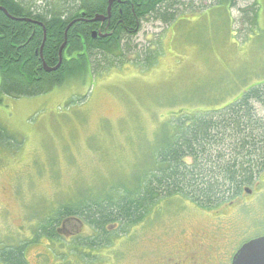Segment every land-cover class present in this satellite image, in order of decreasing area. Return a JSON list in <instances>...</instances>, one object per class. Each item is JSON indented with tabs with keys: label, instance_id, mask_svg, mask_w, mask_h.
Here are the masks:
<instances>
[{
	"label": "rangeland",
	"instance_id": "1",
	"mask_svg": "<svg viewBox=\"0 0 264 264\" xmlns=\"http://www.w3.org/2000/svg\"><path fill=\"white\" fill-rule=\"evenodd\" d=\"M195 2L170 25L142 24L135 43L155 53L150 68L129 55L95 79L72 78L30 98L0 95V253L24 246L26 264H162L185 246L195 264H231L246 241L262 236L264 173L231 208L204 210L174 197L138 225H108L106 238L77 217L64 219L52 237L42 229L80 198L135 188L165 128L264 82V0H239L229 10L218 0Z\"/></svg>",
	"mask_w": 264,
	"mask_h": 264
},
{
	"label": "trees",
	"instance_id": "2",
	"mask_svg": "<svg viewBox=\"0 0 264 264\" xmlns=\"http://www.w3.org/2000/svg\"><path fill=\"white\" fill-rule=\"evenodd\" d=\"M184 1L122 0L112 8L113 26L119 22L113 35L94 38L90 19L106 17L109 0H0V95L30 98L72 78L90 74L95 79L99 70L123 65L129 55L150 68L155 53L135 43L142 24L152 19L170 25L179 8L196 3ZM218 1L217 7L229 10L239 0ZM165 133L152 167L134 182L135 188L131 183L125 191L80 198L61 207L42 229L52 237L64 219L77 217L106 238L108 225H138L160 200L182 197L204 210L231 203L264 173V82L220 109L185 115ZM24 250L17 247L0 258L6 264H26Z\"/></svg>",
	"mask_w": 264,
	"mask_h": 264
},
{
	"label": "flooded vegetation",
	"instance_id": "3",
	"mask_svg": "<svg viewBox=\"0 0 264 264\" xmlns=\"http://www.w3.org/2000/svg\"><path fill=\"white\" fill-rule=\"evenodd\" d=\"M116 3H118L117 5L119 6L120 4H122V3H124V2H122V0H120V1H115V2H113L110 6H112L111 7V9L109 8V12H108V15H109V17H108V20L106 19V20H103V21H93V22H90L94 27L92 28V30H93V34H99L100 32L101 33H107V34H109L110 36L111 35H113L112 33H113V28L115 29V27H116V24L118 25L119 24V22L118 23H116L115 21V25L113 26V16H112V8H113V5H115ZM1 10V9H0ZM107 15V16H108ZM98 16H101V15H96L94 18H96V17H98ZM91 20V19H90ZM89 20V21H90ZM87 23H89V22H87ZM89 23V24H90ZM120 24L122 25V23L120 22ZM113 26V27H112ZM96 31V33H94ZM97 32H99V33H97ZM100 35L101 34H99V37H100ZM40 57H41V59H42V62H43V67L46 65L47 66V64L44 62L45 60H44V54H43V51H41L40 52ZM48 67V66H47ZM44 69H45V67H44ZM45 71L47 72V73H49L46 69H45ZM0 76H1V73H0ZM1 81H2V77H1ZM56 88V87H55ZM236 200V199H235ZM235 200L234 201H232L231 203H229V204H227V205H230V206H227V208H231L233 205H234V202H235ZM228 210V209H227ZM227 212V211H226ZM222 233H221V230H219V229H217V231H216V233H215V239L217 240L218 239V237H219V235H221ZM260 237H264V233L262 234V236L260 235L259 237H256V236H254L252 239H250L249 241H246V243H244L243 245H245V244H247V243H249V242H251L252 240H255V239H257V238H260ZM242 245V246H243ZM241 246V247H242ZM179 249L178 250H174V253L173 254H170L168 257H164L162 260H160L159 262H161L162 264H195V261H196V259H194V258H192L190 255H189V251H190V249L191 248H189V249H187L185 246H179L178 247ZM196 249V248H195ZM239 250V249H238ZM197 251L199 252V253H201V251H202V249L199 247L198 249H197ZM237 252L238 251H236L235 252V254L233 255V258H232V262H231V264L233 263V259H234V257H235V255L237 254ZM181 254H188L189 256H190V259L188 260V258L187 257H185L184 256V259L186 260H183L182 259V257L180 256ZM158 262V263H159ZM196 264H203V260L201 259L200 261L198 260L197 261V263Z\"/></svg>",
	"mask_w": 264,
	"mask_h": 264
},
{
	"label": "water",
	"instance_id": "4",
	"mask_svg": "<svg viewBox=\"0 0 264 264\" xmlns=\"http://www.w3.org/2000/svg\"><path fill=\"white\" fill-rule=\"evenodd\" d=\"M112 3L113 2L110 1V5ZM102 20H105L104 16H98L94 21ZM96 36L97 35L94 34V38H96ZM44 67L48 72H51L46 65ZM246 191L248 192V189ZM232 264H264V237L245 244L235 255Z\"/></svg>",
	"mask_w": 264,
	"mask_h": 264
},
{
	"label": "bare ground",
	"instance_id": "5",
	"mask_svg": "<svg viewBox=\"0 0 264 264\" xmlns=\"http://www.w3.org/2000/svg\"><path fill=\"white\" fill-rule=\"evenodd\" d=\"M104 35V34H103ZM100 37H102V36H100Z\"/></svg>",
	"mask_w": 264,
	"mask_h": 264
}]
</instances>
